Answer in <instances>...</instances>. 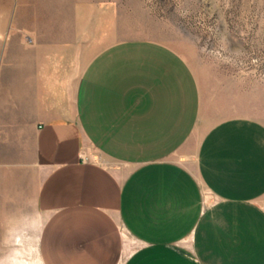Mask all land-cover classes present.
Here are the masks:
<instances>
[{
	"label": "crops",
	"instance_id": "obj_1",
	"mask_svg": "<svg viewBox=\"0 0 264 264\" xmlns=\"http://www.w3.org/2000/svg\"><path fill=\"white\" fill-rule=\"evenodd\" d=\"M16 49V50H15ZM0 70V238L40 218L42 264H264V124L201 126L197 78L166 45L41 47Z\"/></svg>",
	"mask_w": 264,
	"mask_h": 264
},
{
	"label": "rangeland",
	"instance_id": "obj_2",
	"mask_svg": "<svg viewBox=\"0 0 264 264\" xmlns=\"http://www.w3.org/2000/svg\"><path fill=\"white\" fill-rule=\"evenodd\" d=\"M132 39L166 45L192 69L201 126L236 116L264 124V0H0V70L15 46L41 47L44 79L66 80L70 46ZM12 224L0 264H42L40 218ZM122 238L120 264L133 247Z\"/></svg>",
	"mask_w": 264,
	"mask_h": 264
}]
</instances>
